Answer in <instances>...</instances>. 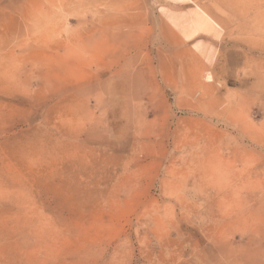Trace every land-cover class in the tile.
<instances>
[{
    "label": "rangeland",
    "instance_id": "obj_1",
    "mask_svg": "<svg viewBox=\"0 0 264 264\" xmlns=\"http://www.w3.org/2000/svg\"><path fill=\"white\" fill-rule=\"evenodd\" d=\"M0 264H264V0H0Z\"/></svg>",
    "mask_w": 264,
    "mask_h": 264
}]
</instances>
